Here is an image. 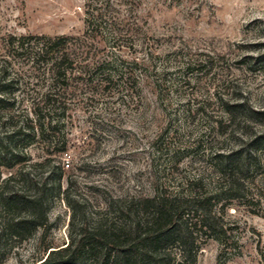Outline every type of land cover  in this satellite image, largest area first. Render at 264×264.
<instances>
[{"label":"rangeland","instance_id":"obj_1","mask_svg":"<svg viewBox=\"0 0 264 264\" xmlns=\"http://www.w3.org/2000/svg\"><path fill=\"white\" fill-rule=\"evenodd\" d=\"M97 1L103 28L90 38L83 64L111 60L108 70L119 67V75L105 83L96 64L72 78L62 104L48 114L59 120L53 140L65 143L62 151L48 138L13 137L23 123H36L32 104L44 99L48 84L42 68L15 58L9 71L18 89L0 105V146L26 161L13 169L2 165L1 180L20 170L41 179L55 169L56 177L62 167L63 190L88 214L110 199L152 195L157 185L187 192L192 180L199 192H218L216 209L227 229L225 245L208 240L197 264H264V142L250 145L264 140V115L229 111L245 104L264 112V0ZM85 3L0 0V64L10 34H83ZM240 148L250 154L247 165L234 179L222 177L221 155ZM72 212L55 194L46 236L41 240L38 229L3 239L0 264H37L49 246H65ZM4 215L0 206V231L11 218Z\"/></svg>","mask_w":264,"mask_h":264},{"label":"trees","instance_id":"obj_2","mask_svg":"<svg viewBox=\"0 0 264 264\" xmlns=\"http://www.w3.org/2000/svg\"><path fill=\"white\" fill-rule=\"evenodd\" d=\"M95 2L93 6L92 0H86V28L83 34L9 35L6 41L8 51L0 64V105L11 102L18 89L15 85L19 82L9 71L15 58L27 59L34 70L42 68L48 81L44 99L32 104L31 113L36 123L20 125L13 135L17 136V141L31 138L32 142L39 136L48 138L47 141L56 146L62 144V151L66 150L60 138L53 140L57 137L55 133L59 120L50 118L48 114L55 111L57 102L62 104L61 95L65 94L76 73L85 74L90 69H96L97 62L83 64V59L91 54L90 38L103 28L102 6H98L100 2L97 0ZM261 56L264 57V52ZM97 65L105 83H110L120 73L119 67L108 70L113 65L111 60ZM41 103L42 106H39ZM232 106H235L229 110L232 114L264 115V112L250 109L245 104ZM263 142L256 137L250 145L257 147ZM6 147L0 146V167L4 165L13 169L26 161L25 156H19L18 152ZM249 155L243 148L222 154L223 159L219 162L222 177L234 179L235 172L247 165ZM59 168L56 177L57 172L52 169L41 179L30 177L28 172L20 170L1 180L0 171L1 211L4 216L11 217L3 220L0 250L3 239L20 240L38 229L43 230L41 240L46 236L51 226L49 202L55 194L62 195L73 209L70 240L63 247L51 249L53 246H49L46 257L37 264H197L208 240L215 239L222 245L227 241L224 220L216 209L221 199L218 192H199L192 187V180L186 181L187 192H172L157 185L152 195L131 193L124 198L110 199L99 210L88 214L78 203L79 200L71 197L69 188L63 190L65 171ZM16 181L24 182V185L16 188L13 183L10 186Z\"/></svg>","mask_w":264,"mask_h":264}]
</instances>
